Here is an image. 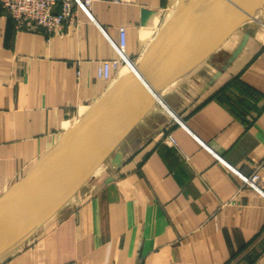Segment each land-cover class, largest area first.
Listing matches in <instances>:
<instances>
[{"label":"crops","instance_id":"1","mask_svg":"<svg viewBox=\"0 0 264 264\" xmlns=\"http://www.w3.org/2000/svg\"><path fill=\"white\" fill-rule=\"evenodd\" d=\"M184 1L94 0V20L79 8L77 24L49 37L17 28L0 5V196L120 78L97 72L101 60L118 56L111 38L119 41V26L138 62ZM258 14L264 18V8ZM257 29L238 27L196 71L161 91L171 117L158 101L0 264H264V38ZM255 170L258 188L241 177Z\"/></svg>","mask_w":264,"mask_h":264},{"label":"water","instance_id":"2","mask_svg":"<svg viewBox=\"0 0 264 264\" xmlns=\"http://www.w3.org/2000/svg\"><path fill=\"white\" fill-rule=\"evenodd\" d=\"M254 8L263 10L264 0L179 3L136 63V70L122 75L0 196V261L70 201L158 101L167 107L161 91L185 72H192L240 27L224 30L212 42L229 14L240 10L248 16L246 21L253 17Z\"/></svg>","mask_w":264,"mask_h":264},{"label":"built area","instance_id":"3","mask_svg":"<svg viewBox=\"0 0 264 264\" xmlns=\"http://www.w3.org/2000/svg\"><path fill=\"white\" fill-rule=\"evenodd\" d=\"M93 2L94 0H0V5L14 18L17 28L39 29L49 37L55 34L64 35L66 26L77 24L79 8L92 16ZM257 30L264 38V18L259 21ZM119 32V41L111 38L118 56L103 59L98 64V76L106 80H112L115 74L121 77L127 72L136 70L137 61L126 52L127 27L120 25ZM166 141L171 145H178L171 133L166 134ZM241 177L245 183L258 188L261 177L259 171L255 170L251 174L241 173Z\"/></svg>","mask_w":264,"mask_h":264},{"label":"bare ground","instance_id":"4","mask_svg":"<svg viewBox=\"0 0 264 264\" xmlns=\"http://www.w3.org/2000/svg\"><path fill=\"white\" fill-rule=\"evenodd\" d=\"M255 9V8H254ZM260 11V9H255L251 12V16H253L254 18H256V16L258 15V12ZM247 15L241 13L240 10H236L234 12H232L231 14H229L227 16L226 19H224L225 21L223 22L224 24H221L216 32L215 37L213 38L212 42L216 39L217 36H220L221 33L226 30L231 24H238L242 21H245V19H247ZM252 17V18H253ZM194 68V67H193ZM192 68V69H193ZM192 71V70H191ZM190 72V71H189ZM183 76V75H182ZM180 76L179 78H177L176 80H174L173 82H171L169 85H167L162 91L165 92L167 91V89L171 88L173 85H175L178 81H180L181 79H183V77ZM182 81V80H181ZM175 83V84H174ZM156 109V104L154 105L153 109ZM166 109L168 110V112H171V107L169 105H167ZM164 112V111H163ZM172 113V112H171ZM170 114V113H169ZM114 163V162H113Z\"/></svg>","mask_w":264,"mask_h":264},{"label":"rangeland","instance_id":"5","mask_svg":"<svg viewBox=\"0 0 264 264\" xmlns=\"http://www.w3.org/2000/svg\"><path fill=\"white\" fill-rule=\"evenodd\" d=\"M262 9H260V11H261ZM259 11V12H260ZM262 19V15L261 14H258L257 16H256V18H249L248 20H246V21H242V22H240V23H238V24H231L228 28H231L230 29V31L231 30H233V29H235L236 27H238L240 24V26H245V25H252L254 28H258L259 27V21ZM227 28V29H228ZM226 29V30H227ZM195 67V66H194ZM198 67V66H197ZM196 69H198V68H195V70L194 71H196ZM193 70V69H192ZM199 70H200V73H204L205 71H204V68L203 67H201V69H200V67H199ZM204 71V72H203ZM187 73H189L188 71L187 72H185L184 74H183V78L184 77H186L187 76ZM175 84V83H174ZM170 89V88H169ZM169 89H167V90H169ZM157 105H156V109H157ZM159 107H160V105H159ZM158 107V108H159ZM162 109V108H161ZM164 112V117H166V118H170L171 117V112H168V111H166V110H164V109H162ZM155 111V110H154ZM170 113V114H169Z\"/></svg>","mask_w":264,"mask_h":264}]
</instances>
